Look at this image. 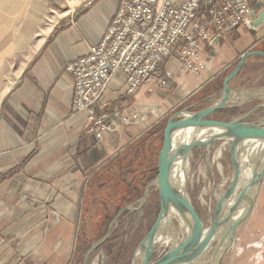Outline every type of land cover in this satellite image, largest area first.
I'll return each mask as SVG.
<instances>
[{"label":"crops","instance_id":"0c3cea01","mask_svg":"<svg viewBox=\"0 0 264 264\" xmlns=\"http://www.w3.org/2000/svg\"><path fill=\"white\" fill-rule=\"evenodd\" d=\"M258 2L262 6L256 18L264 11V0H253ZM118 6L119 0L79 3L50 28L0 98V264L76 263L87 232L113 220V203H129L150 181L155 152L151 143L158 135L165 106L160 113L155 109L165 101L166 90L153 84L127 94L126 77L120 75L97 105V113L111 127L97 140L87 132L86 117L75 111L74 81L66 70L101 41ZM207 30L210 36L219 33L214 26ZM200 48L204 67L199 75L184 74L177 52L157 68V75L171 71V82H178L179 87L175 92L184 97L216 84L245 53H264V21L254 30L240 26L219 33L214 46L201 40ZM262 67L263 55L247 57L230 81L231 88L264 92L262 84L257 85L264 77ZM134 109L140 113L139 121L122 123L120 113ZM127 170L136 175L137 184L125 197L118 188V197L113 199V179ZM263 188L264 179L254 208V225L246 228L233 249L232 264H264V210L257 208ZM103 242L93 244L88 254Z\"/></svg>","mask_w":264,"mask_h":264},{"label":"rangeland","instance_id":"374dc122","mask_svg":"<svg viewBox=\"0 0 264 264\" xmlns=\"http://www.w3.org/2000/svg\"><path fill=\"white\" fill-rule=\"evenodd\" d=\"M84 1L0 0V98L12 86L50 28L64 17V12L71 7V4L76 7ZM262 68L264 70V67ZM231 69L222 73L216 84H211L200 94L185 97L181 93L178 94L175 92L179 88L178 82H171L172 84L170 83L164 89L166 90L163 93L165 101H160L155 109L156 112L160 113L162 106H165V113L160 120L158 135L151 143L155 152L151 157L154 170L149 176L148 180L150 181H147L148 183L144 185L143 189L137 188L136 191L140 189L138 194L134 193L133 199L129 200V203L116 205L113 203V220H106L99 229L87 232L82 252L78 261L73 264H84L85 257L92 245L104 239L106 235H108V238L90 254L87 264H134V259L139 254L138 249L141 241L150 232L161 211V198L156 186L150 188L149 195L144 203H141V199L145 194L147 185L158 174V156L164 145L167 121L175 112L192 105L195 106L191 110H200L212 104L215 99L210 97L216 94L215 92L222 90L224 79ZM184 74L190 73L184 72ZM259 81L257 85L262 84V87H264V77ZM249 83L247 82V84ZM159 88L161 89V87ZM242 91V89L237 91L239 94L237 93L238 95L233 97V102L226 109L214 113L209 118L213 120H230L264 104V92L261 97L248 98L249 94ZM249 93L251 92L249 91ZM248 120L264 122V106L257 108ZM238 153L239 146L235 142L226 140L204 142L193 149L189 161L185 163L183 170H181L182 174L187 173L185 175L187 176L186 192L195 210L197 229L204 230L213 224L216 209L224 200L223 198H225L234 176ZM119 162L122 165L121 159ZM135 178L136 175L131 170H127L124 176L113 179V199L118 197V188L124 197L128 194V191L133 192L132 187L137 184ZM263 201L264 188L258 200V210H264V205L262 207ZM129 206H133L134 209H127L116 218L122 209ZM254 211L238 228L235 242L225 254L222 264H232L234 262L233 249L238 246L239 239L245 234L246 228L253 227L255 222ZM87 223H89L88 220ZM180 225L178 220L174 223L177 238H180L183 234ZM166 227L171 231L170 225L167 224L164 225L162 230ZM78 239L80 242L81 238L78 237ZM172 241L168 245L156 244L150 250L149 259L152 261L163 256L170 250ZM215 244L216 240L211 246H215ZM235 261H237V258H235Z\"/></svg>","mask_w":264,"mask_h":264},{"label":"built area","instance_id":"2783aa9c","mask_svg":"<svg viewBox=\"0 0 264 264\" xmlns=\"http://www.w3.org/2000/svg\"><path fill=\"white\" fill-rule=\"evenodd\" d=\"M221 1L119 0L101 41L66 67L74 81V108L86 117L87 132L101 140L111 129L97 113V105L120 75L126 77L127 94L145 85L165 89L174 76L168 70L157 75V68L176 52L183 71L195 75L204 67L201 40L214 46L219 33L240 26L257 28L252 0ZM208 26L216 27L219 33L210 36ZM120 118L124 124L136 123L140 113L136 109L123 111Z\"/></svg>","mask_w":264,"mask_h":264},{"label":"water","instance_id":"95a60500","mask_svg":"<svg viewBox=\"0 0 264 264\" xmlns=\"http://www.w3.org/2000/svg\"><path fill=\"white\" fill-rule=\"evenodd\" d=\"M252 6V14L256 15L261 8V3L258 2L255 4L252 1ZM263 21L264 11H260L254 24L258 26ZM254 54H261L264 56V53L261 52L253 51L245 53L236 67L224 79L223 89L218 94L210 97L215 99L212 104L200 110H191L192 107L195 106L192 105L191 107L175 112L169 117L166 126L164 145L158 157V174L156 178L147 185L145 194L141 199V203H144L147 200L150 188L156 186L160 193L161 211L156 223L141 241L138 249L140 257H138L139 254L135 257L134 264L190 263L192 258L203 250L215 231L222 225L223 222L220 220L219 216L223 209V200L216 209L214 222L210 226L211 231L209 235L201 241H195L198 232L202 229L196 228V214L186 192V180L181 181L179 177V173L183 170L185 163L189 161L193 149L204 142L226 140L238 144L239 153L236 157L234 176L238 169L239 157L247 146L251 148L249 151V162L254 169H256V167L258 168L255 170L256 174L254 179L235 202L236 207H243L244 210L231 222L222 238L216 241L213 252L207 260V264H222L225 254L232 248L235 242L238 228L253 212L264 179V158L262 160V154H264V122H253L249 121L248 118L257 108L264 106V104L256 106L252 111L230 120H213L209 117L220 110L226 109L228 105L233 102V97L239 94V92H237L239 90L235 91L231 88L230 81L239 73L245 59ZM242 90V92H247L249 94L248 98L261 97L263 94V92H253L246 87L242 88ZM249 91L251 93H249ZM185 132H189L186 138L179 139L180 137H177V135L184 134ZM234 176L231 184L234 180ZM231 184L228 190H230ZM173 202L176 203L177 209L181 212L183 217V234L181 242L175 250L171 247L163 256L151 261L149 259L150 250L156 246V235L162 230ZM127 209L133 210L134 207L129 206L122 209L116 218ZM107 238L108 235H106L101 242ZM98 244H96L91 251H93Z\"/></svg>","mask_w":264,"mask_h":264},{"label":"bare ground","instance_id":"6f19581e","mask_svg":"<svg viewBox=\"0 0 264 264\" xmlns=\"http://www.w3.org/2000/svg\"><path fill=\"white\" fill-rule=\"evenodd\" d=\"M74 7L75 5L71 4V7L67 9L64 12V14H67ZM188 133L189 132H185L184 134L177 135V137H180L179 139H184L188 136ZM250 149H251L250 146H247L243 150L242 154L240 155L239 162H238V169L234 176V180L231 184L230 190H228L223 200V209L221 210L220 216H219L220 220L223 222L222 225H220V227L215 231V233L212 235L211 239L207 242V245H205L203 250L199 254H197L194 258H192L190 263L187 262L183 264H207V260L209 259L215 247V246H211L212 243L215 240L217 241L222 238V236L225 234L231 222L244 210L243 207H236L235 202L238 200L239 196H241L243 191L247 189L248 185L254 179L255 174H256L255 170L258 169L257 167L256 169H254V167L249 162ZM262 155H263L262 156V160H263L264 154ZM185 175H187V173L182 174V172L180 171L179 177L181 181L186 180L187 176ZM172 204L173 205H171L170 207L168 217L164 223V225L166 224L170 225L171 231L169 230L168 227H166V229L161 230L156 235L155 243L168 245L173 240L171 247L173 248V250H175L176 247L180 244L182 236L180 238H177L175 236L174 223L177 222L178 220L179 223L181 224L179 227L182 229V232H183V217H182L181 212L178 211L176 203L173 202ZM210 231H211V227L201 230L200 232H198V235L195 241H201L203 238L209 235ZM138 257H140V254L138 255Z\"/></svg>","mask_w":264,"mask_h":264}]
</instances>
